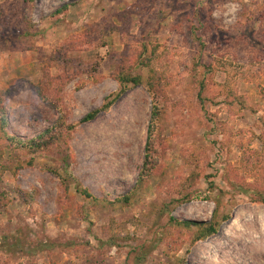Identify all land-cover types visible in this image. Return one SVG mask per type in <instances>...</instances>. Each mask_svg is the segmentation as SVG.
Wrapping results in <instances>:
<instances>
[{
	"label": "rangeland",
	"instance_id": "rangeland-1",
	"mask_svg": "<svg viewBox=\"0 0 264 264\" xmlns=\"http://www.w3.org/2000/svg\"><path fill=\"white\" fill-rule=\"evenodd\" d=\"M121 70L141 82L77 124L69 166L65 149L32 156L0 134V264H264V0H0L9 134L78 122ZM148 85L163 109L140 183ZM65 167L67 193L50 170ZM171 217L221 224L195 240Z\"/></svg>",
	"mask_w": 264,
	"mask_h": 264
},
{
	"label": "trees",
	"instance_id": "trees-1",
	"mask_svg": "<svg viewBox=\"0 0 264 264\" xmlns=\"http://www.w3.org/2000/svg\"><path fill=\"white\" fill-rule=\"evenodd\" d=\"M68 7V4H64L61 8H59L54 14H59L63 13ZM199 38V37H198ZM200 45L203 47L204 44L200 41ZM98 72V65H94L93 67V72L90 74V79L93 82H99L101 80V76L97 75ZM115 77L119 80L121 83V89L117 93H112L108 95L105 99L104 102L97 108L93 109L89 113H87L83 118H81L78 122H71L67 123L66 118H65V113L63 112L61 119L52 125L51 127H48L45 131H42L38 133L37 135L26 138L24 136H19L16 134H9L8 133V124H9V116H8V110L5 104L3 103V99L0 98V134L5 137L6 142H7V147L11 150L15 149H20L23 150V153L25 154H30L34 156L37 153H43L47 151H62L64 153L65 149V155L62 156V161L66 166H69L70 164V158L72 156L71 153V147L69 144V140L73 134L74 129L76 128L77 124L80 123H85V122H90L94 120L101 112L104 111H109L111 106L126 92V87L127 84L133 83L135 85L139 84L141 82V77L136 76V77H131L127 74H125L124 70L118 71L116 74H114ZM42 81L39 82L37 86V92L39 93V96L44 100L47 101L50 105L59 108V105L56 104L55 101H51L48 99V97L45 95L43 92L42 88ZM41 84V85H40ZM149 90L152 94V100H153V110H152V115H151V121L149 125V134L147 138V146H146V156L144 160V165L143 169L141 170V174L139 177V182L143 183L145 177L151 172V164H150V158H149V152L150 147L152 146V137L153 133H155L158 130L159 127V120L162 114V109H163V102H162V96L154 91L151 85H148ZM60 109V108H59ZM262 143L264 145V140H262ZM33 157L29 161V165H33ZM150 165V166H149ZM59 179V182L64 190L65 193H67L69 189V182L72 178V175L70 173V170L68 167H65V173L66 175L62 174L58 169H50ZM212 184V183H211ZM79 191L87 196H91V193L88 189L86 188H79ZM243 192H251V190H244ZM252 192H254L252 190ZM251 192V193H252ZM257 192V197L256 201L261 202L264 204V191H256ZM125 199L126 202L129 199V196H123L121 197L120 200ZM32 198H28L26 202H29V204H32ZM97 201H99L97 199ZM113 202V201H111ZM219 206V203H217V207ZM231 216L230 214H226L223 216V220H228L230 219ZM171 221L178 225V226H183L186 228H191L193 226L198 228V233L196 235V239H204L207 238L208 236H211L215 234L219 226L221 224L220 221H218L216 218L209 222L205 221H197V220H191V219H184L180 220L175 217L170 218ZM15 244V242H13ZM13 244V245H14Z\"/></svg>",
	"mask_w": 264,
	"mask_h": 264
}]
</instances>
